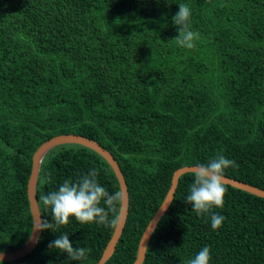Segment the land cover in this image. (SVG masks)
<instances>
[{
  "label": "trees",
  "instance_id": "obj_1",
  "mask_svg": "<svg viewBox=\"0 0 264 264\" xmlns=\"http://www.w3.org/2000/svg\"><path fill=\"white\" fill-rule=\"evenodd\" d=\"M175 2L0 0V251L30 236L32 156L58 134L98 141L126 180V222L104 264L134 262L179 167L223 154L235 161L225 176L264 189V0H182L200 33L192 49L176 43ZM90 168L120 192L108 162L85 146L61 144L44 155L42 220L52 217L41 197ZM191 174L180 176L142 264H186L204 245L211 264H264V197L225 184L223 206L212 209L225 220L213 229L210 214L185 201ZM71 221L42 230L31 253L0 264H96L115 225ZM65 231L74 248H91L86 260L49 247Z\"/></svg>",
  "mask_w": 264,
  "mask_h": 264
},
{
  "label": "clouds",
  "instance_id": "obj_2",
  "mask_svg": "<svg viewBox=\"0 0 264 264\" xmlns=\"http://www.w3.org/2000/svg\"><path fill=\"white\" fill-rule=\"evenodd\" d=\"M178 10L172 16L178 35L176 43L186 49H192L200 38V33L191 26L192 9L187 2L176 0ZM235 161L223 154L216 155L206 162H196L192 172L189 192L185 197L197 214H210V224L213 229L221 226L225 217L222 213L212 211L214 207H222L226 186L223 175L226 169L234 167ZM99 172L90 168L87 173L77 179L67 178L59 184L56 190L47 192L41 197L42 204L50 208L51 220L43 219L35 224L39 230L55 232L60 225H66L71 218L81 224L95 222L105 226L117 223L118 217L109 215L116 208L121 193L110 192L98 179ZM142 242V240H141ZM49 247L67 253L69 261L86 260L91 248L85 246L73 247L69 232H61L52 240ZM212 253L209 245H204L195 255L190 256L186 264H211Z\"/></svg>",
  "mask_w": 264,
  "mask_h": 264
},
{
  "label": "water",
  "instance_id": "obj_3",
  "mask_svg": "<svg viewBox=\"0 0 264 264\" xmlns=\"http://www.w3.org/2000/svg\"><path fill=\"white\" fill-rule=\"evenodd\" d=\"M67 143L79 144L97 152L108 162L119 182L121 201H120V208L118 213V220L117 223L115 224L111 238L96 264H104L114 253L116 245L123 232V228L128 214V206H129V195L127 190V184L124 175L122 173V170L120 168V165L116 160V158L113 156V154L108 149L103 147L98 141L75 133H64V134L55 135L49 138L48 140L44 141L38 146V148L33 153L31 172L27 181V196L29 200V206L33 221L31 233L28 240L20 248L11 251H0V261H11L24 257L28 253H31L36 247L40 235L42 233V230H39L34 227L35 224H38L42 221V216L38 204L37 190H36L38 175L40 170V163L44 155L50 149L58 145L67 144ZM194 166L195 165H184L182 167L177 168L173 172L171 184L161 205L154 213V215L152 216L148 225L146 226L145 230L142 233L137 248L136 259L132 264L143 263L146 254L147 245L149 243L152 232L156 228L157 223L160 221V219L163 217V215L169 208L172 199L174 197V193L180 176L186 172H193ZM223 182L224 184H228L238 189H242L259 197H264V189L251 185L249 183L240 181L238 179L230 178L225 175H223Z\"/></svg>",
  "mask_w": 264,
  "mask_h": 264
}]
</instances>
